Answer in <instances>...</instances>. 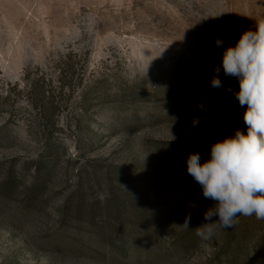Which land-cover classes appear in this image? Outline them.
<instances>
[{
    "label": "rangeland",
    "instance_id": "obj_1",
    "mask_svg": "<svg viewBox=\"0 0 264 264\" xmlns=\"http://www.w3.org/2000/svg\"><path fill=\"white\" fill-rule=\"evenodd\" d=\"M262 20L264 0H0V264H210L241 229L253 255L264 237L255 216L182 252L171 246L181 248L215 203L188 174L189 155L203 164L214 143L246 131L239 82L221 61ZM59 64L83 82L59 93ZM48 80L57 88L28 94L30 82ZM52 103L50 154L39 123ZM47 160L48 176L33 187ZM91 173L100 186L91 188ZM78 187L84 208L65 210ZM115 192L131 198L139 224L127 256L118 234L126 218L103 202Z\"/></svg>",
    "mask_w": 264,
    "mask_h": 264
},
{
    "label": "clouds",
    "instance_id": "obj_2",
    "mask_svg": "<svg viewBox=\"0 0 264 264\" xmlns=\"http://www.w3.org/2000/svg\"><path fill=\"white\" fill-rule=\"evenodd\" d=\"M222 44L216 40L217 47ZM221 63L224 74L239 82L234 95L245 108L246 131L237 129L234 136L214 143L210 159L203 164L199 153L188 157V174L202 187L203 196L215 202L204 213L207 222L196 228V235L205 241L232 228L239 216L264 220V20L226 48ZM220 70L214 69L211 80L216 89L223 87ZM190 219V215L185 218V228Z\"/></svg>",
    "mask_w": 264,
    "mask_h": 264
},
{
    "label": "trees",
    "instance_id": "obj_3",
    "mask_svg": "<svg viewBox=\"0 0 264 264\" xmlns=\"http://www.w3.org/2000/svg\"><path fill=\"white\" fill-rule=\"evenodd\" d=\"M51 82L52 80H48L47 84L45 83L46 85H44V83H37L34 81L30 82L28 94L34 95L36 88L42 87V88H49L50 90L57 88L56 85H54L55 87L54 88ZM57 82H58V86L60 87L59 93H62L63 90L72 91L75 84H80L83 82V78L79 76L78 78H76V81L74 82V75L72 71L66 69L65 65L59 64L58 70H57ZM46 92L47 91L45 89H42V94H45ZM33 103L34 105H37L35 101H33ZM58 109L59 107L53 105V103L50 107H47V106L44 107V105H41L40 107L41 122L39 123V127L42 130L41 132H42V135L45 141V146H44L45 152L48 153L49 151H51L49 152L50 154L52 153L53 149L51 146H49V140L51 139L55 131L58 129L57 122L55 120L56 111H58ZM47 162L48 160L43 161L42 165L40 164L36 166L37 175L34 178L33 187L38 188L43 185V177L45 179L48 176L49 171L47 173H44L45 171H42V172L40 171L42 170V168ZM91 176H93V183H91V185L93 186H91V188H93L94 186H98V185L100 186L101 181L98 179L97 174L91 173ZM12 179H13L12 174H8L6 176L7 184L5 187H7L10 184ZM112 191H113V188L111 190V193ZM84 196H85L84 191L82 190V188L78 187L77 190H75L71 194V196L65 199L64 204H63L64 209L66 210V208H73L76 211L82 210L85 205ZM103 199H104L103 202L105 201V204L107 205L108 203L109 204L113 203V209L116 210V212L114 211L116 216H119L120 218L121 217L126 218L125 226L120 225L118 229V234L121 237L120 238L121 250L127 256L129 248H122V247H124L128 242H130L131 238L136 235L137 233L136 231L138 229L137 226L139 225L136 222L134 223V219H130L131 216H128V210H129V206L132 200L130 197L126 200L125 198H123V194L118 193V192L113 193L112 196L110 194H105ZM139 210H142V209H139ZM105 215H107V213L104 214V216H102L104 223L101 224V226L96 231L101 239H104V233L107 229L106 224L109 219ZM92 218L94 220L95 217H92ZM200 225H202V223H198L194 225L192 228H190L184 238L185 242L184 243L181 242V248H178L177 245H174V246L172 245L171 246L172 251L182 252L188 249L187 247L188 243L194 244L195 242H197L198 236L196 235V228H198ZM246 226H249V225H246ZM244 231L245 229H241L240 232L237 231L238 233L233 234V236L229 239V241L224 247L226 248V250L224 252L223 258L215 259L219 256L218 254L220 253V251L218 253L217 251L216 252L214 251L213 256L209 259L208 262H210V264H264V237L262 236V240L260 244H258L257 250L253 252V255H251L249 251L242 250V237L245 235Z\"/></svg>",
    "mask_w": 264,
    "mask_h": 264
}]
</instances>
